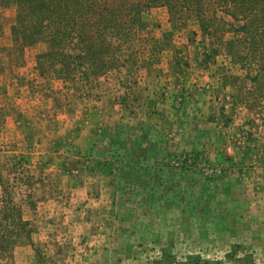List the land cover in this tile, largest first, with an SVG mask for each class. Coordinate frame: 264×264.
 Returning a JSON list of instances; mask_svg holds the SVG:
<instances>
[{
	"label": "rangeland",
	"instance_id": "rangeland-1",
	"mask_svg": "<svg viewBox=\"0 0 264 264\" xmlns=\"http://www.w3.org/2000/svg\"><path fill=\"white\" fill-rule=\"evenodd\" d=\"M16 7V0H0V42L6 49ZM142 18L144 27L131 31L127 42L110 37L116 60L110 63L104 54L99 75L85 78L75 71L70 78L57 77L46 62L41 70L43 41L27 45L23 58L12 50L1 54L0 91H49L51 84L50 91H82L96 101L104 96L106 107L114 98L124 109L119 129L105 135V144L90 146L80 165L63 164L64 174L44 176L45 160L35 167L29 159L12 165L16 134L0 138L3 187L22 216L33 218L29 239L19 240L10 264H69L64 252L83 243L56 240L59 232L74 229L61 220L39 219L35 211L38 201L54 196L62 176L63 187L78 182L89 188L95 203L84 210L94 227L110 234L111 264H232L226 257L232 251L264 264V127L250 124L253 113L232 107L229 89L219 86L217 71L229 64L232 52L226 47L213 56L215 62L204 63L209 39L197 24L179 28L164 7H150ZM23 63L29 72L19 84L6 70ZM150 85L159 89L147 91ZM61 102L68 109L70 103ZM5 116L16 115L1 112L0 124ZM54 192L62 199L68 195ZM38 228L48 237L37 239Z\"/></svg>",
	"mask_w": 264,
	"mask_h": 264
},
{
	"label": "trees",
	"instance_id": "trees-1",
	"mask_svg": "<svg viewBox=\"0 0 264 264\" xmlns=\"http://www.w3.org/2000/svg\"><path fill=\"white\" fill-rule=\"evenodd\" d=\"M16 4L11 49L0 42V56L17 51L16 57L23 58L27 45L43 41L47 48L37 55L38 67L43 70L46 62L55 76L64 78L75 76V71L85 78L104 72L103 55L110 54V63L116 60L110 37L127 42L131 31L144 27L146 9L164 7L171 23L179 28L197 24L202 37L209 39L204 63L215 62L213 56L226 47L232 52L229 64L217 71L219 86L229 89L232 107L253 113L250 124L264 127V0H16ZM1 33L0 29V39ZM90 65V71H80ZM8 160L21 165L20 160ZM3 185L0 174V201L4 202L0 264H10L13 249L20 239H29L32 226ZM226 257L232 264H254L249 256L236 258L234 251Z\"/></svg>",
	"mask_w": 264,
	"mask_h": 264
},
{
	"label": "crops",
	"instance_id": "crops-1",
	"mask_svg": "<svg viewBox=\"0 0 264 264\" xmlns=\"http://www.w3.org/2000/svg\"><path fill=\"white\" fill-rule=\"evenodd\" d=\"M28 69L27 63L18 66L10 65L6 73H12L9 77L17 78L21 84V80L26 78L25 73L29 72ZM21 73L22 75H19ZM53 83L55 88V82ZM198 83H201L200 79ZM50 85L48 86L52 89ZM50 89L49 91H0V117L1 112L6 111L14 112L16 115L13 119L5 116L6 120L1 121L0 124L2 140L12 139L16 134L18 155L10 158L29 159L32 161V167H35L36 162L40 160L48 161L43 169L46 177L54 175L55 171L64 174L65 171L62 172L59 169L63 167V164L80 165L89 147L93 144L97 147L105 144V135L110 130H118L120 127L118 124L124 119V109L119 101L115 102L114 98L106 107L102 103L104 96L100 97L101 101H96L93 95L81 94L82 91L76 93L75 91H50ZM158 89L151 85L147 87V91ZM186 92L199 94L197 91ZM62 100L70 103L68 109L60 107ZM27 144L30 148H27ZM39 172L40 170L35 171V173ZM63 177L65 176H62L61 185L54 187L52 198L37 202L35 211L39 219L49 217L53 223L61 220L63 225L67 224L74 229V231H64L63 234L59 232L56 240H62L63 243L69 242L71 238L82 240V244L64 252V255L68 256L69 264H111L108 258L112 250L111 244L108 243L111 239L110 234L101 232L99 227H94L93 219L87 215L88 210H84L92 206L90 203H95V200L89 198V188L78 182L72 183L69 187H63ZM54 190L57 194L65 192L68 195L62 199L61 195L55 196ZM101 203L108 207L107 202ZM31 219L33 218H29ZM44 229L38 228L37 239L48 237L47 233L42 232ZM76 234H79V237ZM62 242L59 241V243Z\"/></svg>",
	"mask_w": 264,
	"mask_h": 264
}]
</instances>
